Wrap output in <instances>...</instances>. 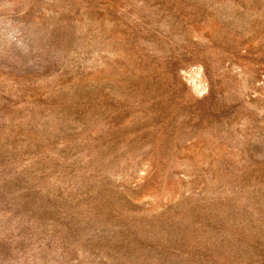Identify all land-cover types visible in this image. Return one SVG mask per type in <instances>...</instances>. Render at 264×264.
Masks as SVG:
<instances>
[{
	"label": "rangeland",
	"instance_id": "obj_1",
	"mask_svg": "<svg viewBox=\"0 0 264 264\" xmlns=\"http://www.w3.org/2000/svg\"><path fill=\"white\" fill-rule=\"evenodd\" d=\"M0 264H264V0H0Z\"/></svg>",
	"mask_w": 264,
	"mask_h": 264
}]
</instances>
